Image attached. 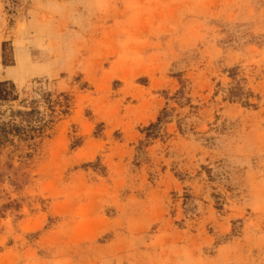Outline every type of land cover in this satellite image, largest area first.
Segmentation results:
<instances>
[{
    "label": "rangeland",
    "instance_id": "374dc122",
    "mask_svg": "<svg viewBox=\"0 0 264 264\" xmlns=\"http://www.w3.org/2000/svg\"><path fill=\"white\" fill-rule=\"evenodd\" d=\"M0 82V264H264V0H0Z\"/></svg>",
    "mask_w": 264,
    "mask_h": 264
},
{
    "label": "trees",
    "instance_id": "16d2710c",
    "mask_svg": "<svg viewBox=\"0 0 264 264\" xmlns=\"http://www.w3.org/2000/svg\"><path fill=\"white\" fill-rule=\"evenodd\" d=\"M7 82H0V102H12L16 100V96L13 93L11 87L8 86ZM183 89L177 92L176 96L182 95ZM48 97L50 94L47 95ZM227 96L229 99L239 100L244 98V103L247 106H251L252 104L249 103V99L253 97L251 92H245L239 85L238 82L234 83L232 87L229 88L227 91ZM69 97L67 95H63V100L68 101ZM58 103V102H57ZM59 102L57 106L60 109H63L62 112H66L69 109V106L66 104H60ZM50 108V116L55 113V106L49 105ZM167 111L163 110L162 114L157 118L155 123L150 124L146 128V137H150L154 135L153 133H157L156 127L162 122L164 116L166 115ZM3 116V112L0 111V118ZM9 120L7 122L2 121L0 119V141H7L9 135L11 136H18L21 140H32L37 137H40L45 132L47 127V123L51 120H46L45 116L42 112L38 110L37 107H30L26 110H9ZM15 118H20L24 124L17 125L15 124ZM154 130V131H153ZM156 131V132H155Z\"/></svg>",
    "mask_w": 264,
    "mask_h": 264
},
{
    "label": "crops",
    "instance_id": "0c3cea01",
    "mask_svg": "<svg viewBox=\"0 0 264 264\" xmlns=\"http://www.w3.org/2000/svg\"><path fill=\"white\" fill-rule=\"evenodd\" d=\"M139 113H140V114L143 113V110H140ZM140 114H139L138 116H139V118L141 119V118L143 117V114H141V115H140Z\"/></svg>",
    "mask_w": 264,
    "mask_h": 264
}]
</instances>
